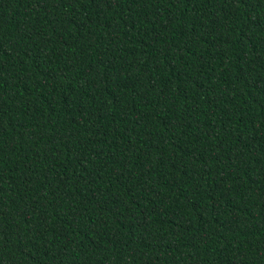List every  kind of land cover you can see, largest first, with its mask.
<instances>
[{"label": "trees", "instance_id": "1", "mask_svg": "<svg viewBox=\"0 0 264 264\" xmlns=\"http://www.w3.org/2000/svg\"><path fill=\"white\" fill-rule=\"evenodd\" d=\"M0 264H264V0H0Z\"/></svg>", "mask_w": 264, "mask_h": 264}]
</instances>
